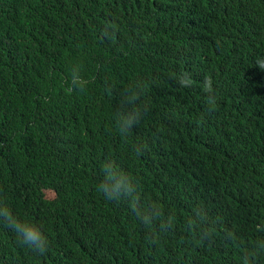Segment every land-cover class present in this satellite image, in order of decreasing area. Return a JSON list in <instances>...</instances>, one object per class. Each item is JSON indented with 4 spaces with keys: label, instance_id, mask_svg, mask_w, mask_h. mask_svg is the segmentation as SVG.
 Segmentation results:
<instances>
[{
    "label": "trees",
    "instance_id": "trees-1",
    "mask_svg": "<svg viewBox=\"0 0 264 264\" xmlns=\"http://www.w3.org/2000/svg\"><path fill=\"white\" fill-rule=\"evenodd\" d=\"M0 264H264V0H0Z\"/></svg>",
    "mask_w": 264,
    "mask_h": 264
},
{
    "label": "clouds",
    "instance_id": "clouds-1",
    "mask_svg": "<svg viewBox=\"0 0 264 264\" xmlns=\"http://www.w3.org/2000/svg\"><path fill=\"white\" fill-rule=\"evenodd\" d=\"M180 83L182 85L187 86L188 81L186 79H181ZM204 90L206 92L212 91L210 78H205V89ZM5 215H8V214L5 213ZM9 219H11L10 216H9ZM13 227L18 228L17 225H13ZM17 236L19 238V231H17ZM41 236H42L41 232L39 231L38 228L35 227V225L25 226L23 229V244L29 247H32L33 245H35L37 248H39L40 247L39 241L41 239ZM40 252L43 253L44 249L40 248Z\"/></svg>",
    "mask_w": 264,
    "mask_h": 264
}]
</instances>
